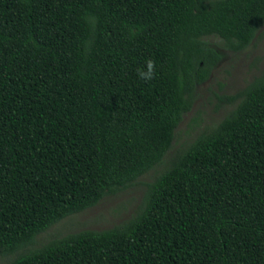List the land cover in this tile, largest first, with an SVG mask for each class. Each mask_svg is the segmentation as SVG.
I'll return each instance as SVG.
<instances>
[{
	"label": "trees",
	"instance_id": "obj_1",
	"mask_svg": "<svg viewBox=\"0 0 264 264\" xmlns=\"http://www.w3.org/2000/svg\"><path fill=\"white\" fill-rule=\"evenodd\" d=\"M264 0H0V255L163 164L195 89ZM155 61V78L138 70ZM127 221L8 264H264V66Z\"/></svg>",
	"mask_w": 264,
	"mask_h": 264
},
{
	"label": "rangeland",
	"instance_id": "obj_2",
	"mask_svg": "<svg viewBox=\"0 0 264 264\" xmlns=\"http://www.w3.org/2000/svg\"><path fill=\"white\" fill-rule=\"evenodd\" d=\"M210 42L220 55V60L211 70L209 78L196 87L191 109L178 125L163 164L138 178L128 189L104 197L94 207L56 222L38 234L32 244L11 254L0 255V264H8L54 239L83 230L109 229L133 216L142 202L146 184L171 162L176 152L187 146L199 133L216 125L234 107L235 102L225 103L221 98L240 91L263 69L264 25L252 43L240 52L227 50L218 38L211 37Z\"/></svg>",
	"mask_w": 264,
	"mask_h": 264
},
{
	"label": "clouds",
	"instance_id": "obj_3",
	"mask_svg": "<svg viewBox=\"0 0 264 264\" xmlns=\"http://www.w3.org/2000/svg\"><path fill=\"white\" fill-rule=\"evenodd\" d=\"M138 77L145 82L151 81L155 78V61L148 60L146 61V70L139 69L138 70Z\"/></svg>",
	"mask_w": 264,
	"mask_h": 264
}]
</instances>
